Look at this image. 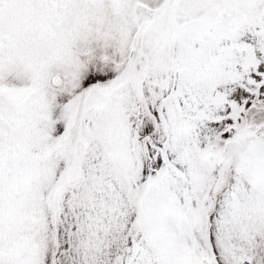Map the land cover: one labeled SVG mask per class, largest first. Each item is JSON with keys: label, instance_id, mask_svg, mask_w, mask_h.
I'll return each mask as SVG.
<instances>
[{"label": "snow or ice", "instance_id": "6c2138e0", "mask_svg": "<svg viewBox=\"0 0 264 264\" xmlns=\"http://www.w3.org/2000/svg\"><path fill=\"white\" fill-rule=\"evenodd\" d=\"M0 264H264V0H0Z\"/></svg>", "mask_w": 264, "mask_h": 264}]
</instances>
